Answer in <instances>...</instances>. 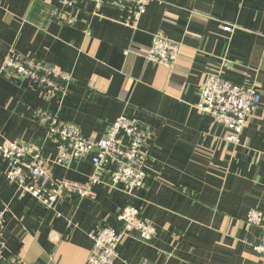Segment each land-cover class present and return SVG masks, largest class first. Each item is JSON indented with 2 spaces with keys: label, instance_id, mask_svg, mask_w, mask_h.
<instances>
[{
  "label": "crops",
  "instance_id": "0c3cea01",
  "mask_svg": "<svg viewBox=\"0 0 264 264\" xmlns=\"http://www.w3.org/2000/svg\"><path fill=\"white\" fill-rule=\"evenodd\" d=\"M2 0L0 4V144L56 148L32 109L45 106L94 140L121 114L154 132L146 178L132 194L111 186L106 170L92 197L64 198L54 210L8 181L0 156V211L5 256L20 264H89L90 234L118 228L122 206H140L156 234L150 244L124 238L113 264H264L253 250L264 232L248 226L249 209L264 214V0H152L136 27L124 7L88 0ZM220 22L235 26L232 33ZM179 44L171 66L147 58L154 35ZM11 47L70 72L63 98L46 97L32 82L1 72ZM208 72L253 85L260 104L239 142L199 113L198 90ZM54 179L79 183L93 172L89 156L69 168L52 164ZM72 225L69 226L68 222Z\"/></svg>",
  "mask_w": 264,
  "mask_h": 264
},
{
  "label": "built area",
  "instance_id": "2783aa9c",
  "mask_svg": "<svg viewBox=\"0 0 264 264\" xmlns=\"http://www.w3.org/2000/svg\"><path fill=\"white\" fill-rule=\"evenodd\" d=\"M97 9L102 4L124 7L131 14L125 25L136 27L146 6L152 0H88ZM2 0H0L1 4ZM74 0H60L59 7L50 15L63 20L64 6H73ZM219 28L232 33L235 26L220 22ZM179 53V44L156 34L152 38L147 58L155 63L171 66ZM1 72L19 82H32L44 90L46 97L63 98L73 81L70 72L57 66L37 60L31 54H22L11 47L7 52ZM260 104V93L250 84L238 83L223 77L219 72H208L198 90L196 110L209 115L212 121L226 129V140L238 143L248 118ZM32 114L45 128V135L55 144L56 153L48 159L39 145L28 146L20 140H7L0 144V156L6 164L4 174L18 190L41 202L47 209L54 210L64 198L92 197V185L100 181V174L106 170L111 186H121L123 192L132 194L143 185L146 178V162L149 156L148 142L154 132L135 118L119 115L98 140L84 136L77 126L63 122L58 112L45 106L32 109ZM89 156L93 172L88 181L79 183L68 179H54L50 165L69 168L72 161ZM4 212L0 211V264H20L16 259L5 256V242L2 237ZM115 219L118 228L102 226L90 234L92 247L88 252L89 264H113L118 257L117 248L124 238H132L150 244L156 234L151 220L142 214L140 206L126 204L117 210ZM248 226H261L264 214L261 210L249 209L244 217ZM68 225L72 223L69 221ZM254 252L264 260V232L253 245ZM141 264H147L145 262Z\"/></svg>",
  "mask_w": 264,
  "mask_h": 264
}]
</instances>
